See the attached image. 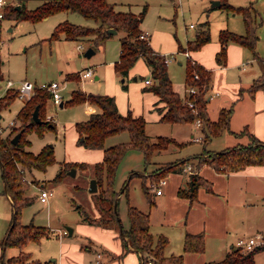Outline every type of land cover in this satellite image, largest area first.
Returning a JSON list of instances; mask_svg holds the SVG:
<instances>
[{
    "label": "trees",
    "instance_id": "trees-1",
    "mask_svg": "<svg viewBox=\"0 0 264 264\" xmlns=\"http://www.w3.org/2000/svg\"><path fill=\"white\" fill-rule=\"evenodd\" d=\"M28 0H16V3L6 6L4 9V18L29 19L36 22L50 15L61 11H71L81 14L85 18L93 19L96 26H84L72 23L68 20L58 22L48 39H59L63 37L67 40H77L90 36L91 42L96 46L105 41L111 34L107 32L109 28L116 31H123L124 35L119 39V57L114 62L115 71L125 78L129 69L135 61L142 57L146 65L150 68L151 84L146 88L158 95L156 106L161 116L160 121L169 124L192 123L198 117L201 121V127L205 130V139L210 136H216L228 129L231 108H222L219 111L218 118L210 120L206 110V91L211 82V71L205 69L202 65L192 63L189 59L185 66L186 85H193L197 92L192 97L197 113L194 114L182 100V97L173 89L171 79L168 75L167 63L164 56L157 53L150 45L148 38H141L142 30L140 24L146 13V6L143 5L138 13L130 10L121 11L114 8V4L108 0H43L33 9H27ZM19 5L17 8L16 6ZM219 8L225 11H235L241 14L245 26V33L238 34L228 29L219 31L218 39L221 44L215 59L218 63L225 60V45L228 42H235L247 47L252 51L253 57L259 62L261 68L260 79L252 84L264 85V62L255 51L257 42L256 35V16L257 11L252 6H233L227 0H220ZM210 34L207 23L199 28L195 33L194 39L189 41L185 47H178L179 51L186 49L195 50L209 41ZM93 47V46H92ZM198 78L194 79L193 75ZM77 77V72L67 74V79ZM2 78L0 70V79ZM122 87L126 88V83L122 82ZM17 98L16 89H8L0 96V112L8 108L12 101ZM50 95L44 89L36 88L33 96L24 101L16 115V119L21 121L20 137L13 144L12 136L5 135L0 137V166L1 177L4 191L12 206L13 224L8 227L5 237L2 240V248L15 246L19 248L17 255L7 258L8 264H53L51 261H39L31 258L29 252L23 248L29 242H39L42 238L49 237V228L46 226H36L32 222L22 224L19 221V214L24 206L33 202L34 196L28 193V177L26 172L33 174L34 169L45 171L46 168L56 162L53 146L45 144L38 152H33L26 147L30 145L27 136L35 131L38 135L54 128L55 124L46 120L47 101ZM89 102L98 106L101 111L93 112L89 118L75 123V130L78 133L77 142L88 149H102V159L95 163L87 162H64L61 164L54 180H60L66 171L69 163L77 164L82 169L91 168L93 176L96 178L99 186L96 192L91 193L94 204L98 209V216L91 217L83 214V219L94 225L105 228H112L118 231L124 245H129L135 251L140 252V261L138 264H146V260L151 258L156 264H166L174 262L182 264V255L164 256L163 249L167 244V237L158 235L156 238L150 232L149 213L144 212L135 206L128 205L127 217L129 220L128 228H122L117 209L118 194L126 189L127 183L118 192L114 188V177L118 164L129 149L141 151L144 165L152 162V157L169 145H182V142L176 141L168 136H156L154 141L149 139L145 130V119L143 116H133L130 112L121 114L116 106L115 99L109 94L87 93L80 89L73 90L70 99L66 102L69 105ZM64 105H67L63 103ZM38 106V115L43 123H36L32 120V111ZM50 124V125H49ZM125 132L128 139L109 146L105 145V140L111 135ZM249 135L250 141L247 144H237L226 147L220 151H212L206 155L197 154L192 157L178 158L170 161L161 167L152 170L149 174L143 175L141 188L149 206L154 204V199L150 196L151 186L147 185L145 179H150V184L156 182L159 178L165 177L169 172H182L183 167L191 158L197 161L191 166L188 173L187 186L179 188L177 194L193 200L196 197L197 188L207 183L196 172L203 164L210 165L217 172L237 171L248 165H264V139L260 140L250 135L247 130H243ZM241 132V133H242ZM82 137V139H81ZM208 152V151H207ZM153 184V183H152ZM12 222V221H11ZM204 235L202 232H186L183 239L184 252H203ZM264 247L257 246L252 250L241 252L240 248L232 249L217 261H207L205 264H255L254 254Z\"/></svg>",
    "mask_w": 264,
    "mask_h": 264
},
{
    "label": "rangeland",
    "instance_id": "rangeland-1",
    "mask_svg": "<svg viewBox=\"0 0 264 264\" xmlns=\"http://www.w3.org/2000/svg\"><path fill=\"white\" fill-rule=\"evenodd\" d=\"M7 1V6L16 3V0ZM42 1L43 0H28L26 2V7L27 9H33ZM179 1L180 2L174 0L175 4H168L164 3L167 2V0H132L131 9L141 10L142 5L145 3L147 10L141 25H143L145 30L147 29L148 32L151 33V40L154 37L155 39L157 38V40H161L162 35L159 30L169 28L168 32L171 38L177 45L180 44L182 47H185L189 41L193 40L197 30L202 28L204 23H207L210 39L204 43L205 47L203 44L200 48L195 50H189L187 47L184 49L189 50V54L193 53V55H196V52L199 51V54L207 64L209 62L215 63L214 47L217 43L219 44V48L216 51H219L221 47L218 39L220 30L228 29L238 34L245 33L242 16L238 12L233 14V11L221 9L210 10L211 0ZM228 2L235 6H249L250 3H252L258 11H264V0H229ZM167 4L170 10L169 14L168 9L165 8ZM115 6L118 9L124 8L123 5L119 3H116ZM261 15L262 18H264V14H257L256 16V26H258ZM62 20H68L72 23L84 26H95L97 24L93 19L85 18L81 14L71 11H61L36 22H32L29 19L13 18H3L1 20L0 40H2V44H0V70L2 78L0 79V96L3 94L7 79L12 80L14 83L26 79L36 84L48 82L50 80H65V87L62 90L63 103L65 104H67L66 102L70 99L72 91L76 89H80L87 93L106 94L101 92V83L103 79L106 78L107 68L111 66L110 61L115 62L119 57V39L124 35V32L116 31L106 38L102 44L96 46L91 42L90 36L77 39L74 41L75 43L66 42L64 39H48L55 25ZM190 24H192L193 27H190ZM261 42L264 43V41ZM165 43L164 41L163 44ZM77 44H82L83 49H76L75 46ZM88 47L94 48L96 52L90 57H85L83 53ZM171 53L173 58L167 63L168 70L172 75L170 79L177 82H173L174 89L182 92L186 85L185 66L188 59L179 52L178 49L172 52L171 50L166 52L168 55ZM190 57L197 62L191 54ZM86 67H90L93 70V74L90 77L80 78L77 73V77L65 79L67 74H75ZM207 69L210 70L208 67ZM95 75H98L99 79H95ZM213 75L211 71V76ZM219 94L222 96V92ZM23 103V99L15 98L8 108L0 112L1 124H7L11 119H14V125L6 130L5 135L13 134L14 136L19 132L18 129H20L22 123L20 120L16 119V115ZM83 108V103L74 105L67 104L60 107L59 105L53 104L52 100L49 98L44 118L53 122L55 127L44 131L43 135H38L35 131H32L27 136V139L30 140V145L26 147L27 149L38 152L42 145L51 144L56 159V162L49 165L45 171L34 169L32 170L33 174H30L29 171L25 173L29 180L28 193L33 195L34 199L31 204L24 206L19 214V221L22 224L32 222L36 226H46L49 228V238H42L39 243L29 242L23 248V250L29 252L33 258L42 262L54 257L57 259V262H59L61 239L68 243L72 242L77 244L79 250L80 246L83 244L81 248L82 258L80 257L78 261L79 264H91L90 260H93L95 250H102L99 244L100 241H110V247L120 242L118 231L114 229H101L98 225L89 224L83 219L84 213L91 217H95L96 214L99 213L94 204L92 195L88 191L90 178H95L92 177L93 171L91 168L82 169L77 164L69 163L66 166L63 177L57 181L53 179L59 170L60 161L78 160L89 162V160L94 157L92 151L78 144L77 135L75 137V130L73 129V125L76 122L88 119L91 114L90 112L88 113L89 115L86 116ZM228 108H231L232 112L231 104L227 109ZM145 127L146 133L151 141H154L156 136L160 135L173 137L176 141L182 142L183 144L169 145L167 149L162 150L160 153H156L152 157V162L147 165H144L141 151L129 149L118 164L114 177V188L119 192L127 183L126 189L119 193L117 201V209L122 228H128L129 220L127 217V207L128 205H132L144 212L150 213V210L152 211L151 231L157 233L159 228L164 229V227H162V223L164 222L162 210L160 207H158V209L149 207L147 198L141 188L143 175L149 174L152 170L170 161L181 157L186 158L196 155L195 153L201 152L203 144L191 139V134L199 136L200 131V129L195 126L194 122L177 124L149 123ZM217 136L218 135H216V137ZM204 139L205 137L202 138L201 141L204 142ZM214 140L217 141L220 139L217 137ZM105 142L107 143V141ZM205 146L210 147L211 145L209 146V144H206ZM200 154L204 155L206 153L201 152ZM72 169L75 170V174H68L67 172ZM165 178L168 180L169 176H165ZM150 179L151 178L145 179V182L149 186L155 183L152 182L150 184ZM170 180H173V177H171ZM40 186L51 189L53 192L47 202H41L36 195ZM98 186L99 184L97 182V187ZM165 189L166 186L163 187V191ZM150 196L158 200L157 196H153L152 194ZM12 214L11 203L4 191L0 166V264H8L7 258L19 253V248L15 246H7L5 249L2 248V240L11 224ZM67 227L73 229L72 234L69 235L67 232L61 235V237H58V234H61ZM93 230L98 233L94 234L92 232ZM239 232L241 231H238V233ZM258 232L264 235V221L261 225V230ZM258 232H253V234H238L237 236L250 237ZM89 238L95 242L93 245L90 244ZM237 238L233 235L231 237H226L222 245L218 244L214 238L206 239L202 258L208 261H217L221 259L225 250L231 245L229 242L235 245V239ZM84 245H90V247H92V252L86 251L83 247ZM223 247L228 248L224 249ZM240 250L242 253L245 252L242 248H240ZM75 251L77 250L75 249ZM181 254L183 255V253H174L173 255ZM125 255L124 261L126 263L124 264H134L137 260L135 252L128 251ZM170 255L172 254L170 253ZM254 261L255 264H264V248L254 254ZM27 263L28 262H24V264Z\"/></svg>",
    "mask_w": 264,
    "mask_h": 264
},
{
    "label": "crops",
    "instance_id": "crops-1",
    "mask_svg": "<svg viewBox=\"0 0 264 264\" xmlns=\"http://www.w3.org/2000/svg\"><path fill=\"white\" fill-rule=\"evenodd\" d=\"M108 1L114 4V8L117 10H130L134 13L141 11L138 9H131L132 0ZM178 2L180 1L178 0ZM116 3L122 4L124 8H116ZM164 3L175 4L174 0H167V2ZM168 4L165 6V8L168 9L169 14L170 10ZM143 5L146 6L145 3ZM250 6H252L257 11V14H264V11H258L252 5V3H250ZM209 9L212 10L220 8L219 6L211 4ZM235 13L236 12L234 11L233 14ZM141 24L140 28L142 33L147 34L151 47L157 53L166 54L168 50H171L172 52L175 49H179L178 47L180 44L177 45V43L171 38V35L168 32L169 28L159 30L162 35L161 40H157L155 37L151 40V33H149L147 29L145 30ZM256 35L257 42L255 44V51L264 62V43L261 42L264 41V18H262V15L258 22V26H256ZM62 39H64L66 42L75 43V40H67L63 37H60L58 40ZM164 41L166 42L165 44H163ZM218 48L219 44L217 43L214 47V58L218 52L216 51ZM225 51L226 55L224 62L218 63L215 59V63L209 62L208 64L205 63L202 56L199 54V51L196 52V55L190 53L192 57L196 59L197 64L202 65L205 69H207V67L210 68V71H212L214 74L211 76V82L209 88L206 91V110L210 120L214 121L218 118L220 108H227L230 104L232 105L228 129L217 136L220 140L215 141L214 139L217 137L210 136L205 142L197 141L203 144L201 152H205L206 154L212 151H220L226 147L237 144L249 143L250 137L247 133L242 132L244 129L247 130L250 135H253L260 140L264 139V85H254V87H251L252 84L256 82V80L260 79L262 73L259 62L255 59V57H253L252 51L250 49L235 42L226 43ZM95 52L96 51L94 49V53ZM178 63L181 64L180 62ZM110 64L111 66L107 68L106 78H102L103 82L101 83V92L114 97L118 111L121 114L130 112L133 116H143L146 121L145 126H147L149 123H164L160 121L161 114L156 108V106L162 105L161 102L158 103V95L153 91L146 89L151 83H145V79L149 78L151 80V77L150 68L146 65L144 59L139 57L129 69L128 75L125 78H122L120 75H118V73L116 74V71L114 70V62L110 61ZM169 74L170 71L168 70V75ZM171 76L172 75L170 74L169 77ZM65 79L67 80L66 77ZM95 79H99V76L95 75ZM123 81L126 83V88H123L121 85ZM171 82L172 87L173 82L177 83L173 80H171ZM174 90L182 98L187 95L186 85L184 91L182 92H179L177 89ZM220 92H222V96H220ZM63 106L65 105L63 104L62 107ZM83 106L84 114L86 116H88V113L90 112L93 113L101 111L98 106L89 102H83ZM196 127L200 129L199 136L204 138L205 130H203L201 126ZM196 127L194 128L197 129ZM73 129L75 130V124L73 125ZM76 135L78 139V133L75 130V137ZM190 136L192 139V136L194 135L191 134ZM126 138L128 139V134L125 132L111 135L106 138L105 141H107V143L105 142V145L109 146L121 141H125L127 140ZM206 144L211 146L206 147ZM89 150L94 153V157L93 159H90L89 162H85L92 164L102 159V149ZM201 152H197L195 154L197 155ZM196 161V158H191L186 163H189L192 166ZM60 162L61 167V164L64 162L82 161L62 160ZM196 172L200 177L208 182L210 190L207 188V183L200 185L197 188L196 197L193 200H190L187 197L179 196L177 194L179 188H184L187 186V176L189 172L185 170L182 172H169L166 175L167 177L169 176V178L166 180V184L164 185L166 186V189L163 191L162 188L161 194L155 195L150 191L153 196H157L158 200L153 198L154 204L149 207H154L155 209L160 207L164 221L162 223V227H164V229L159 228L157 233H153L151 231L152 211L150 210V213L148 212L150 218V232L155 238L158 235L166 236L167 244L163 249L164 256H168L170 253L172 255L174 253H183V255L181 254L182 264H205L208 261L202 258V252L183 251V239L186 232H202L204 235V242L208 238H214L218 244L222 245L224 244L226 237H231L233 235L237 238L238 234H253V232L255 233L260 231L261 225L264 221V165H248L237 171L217 172L210 165L203 164L199 169H197ZM171 177H173V180H170ZM98 214L99 213H97L96 216H98ZM99 227L104 230L112 229L101 226ZM238 231L241 232L238 233ZM92 232L94 234L98 233L95 230ZM64 234L66 233L58 234V237H61V235ZM89 241L91 245L95 243L94 241L90 240V238ZM119 241L120 242L118 244H113L112 247L109 245L111 244L110 241H100L99 244L102 247V250H95V255L93 260H90V263L92 264L96 259L97 253H101V264H124L126 263L124 261V257L126 256L125 254L129 251L136 253L137 260L134 264H138L140 261V252L135 251L129 245H124V242L121 238ZM229 243L231 244L229 248L223 247L224 249L228 248L225 250L224 255L226 252L237 248L233 243ZM82 245L80 246L79 250L77 248V244L72 242L68 243L61 239L60 256L58 258L59 262H57L55 257L44 261H51L53 264H79L78 261L80 260V257L82 258ZM83 247L86 249V251L92 252V247H90V245H84ZM75 249L77 251H75ZM31 258L33 257L31 256ZM166 264L176 263L167 262Z\"/></svg>",
    "mask_w": 264,
    "mask_h": 264
},
{
    "label": "built area",
    "instance_id": "built-area-1",
    "mask_svg": "<svg viewBox=\"0 0 264 264\" xmlns=\"http://www.w3.org/2000/svg\"><path fill=\"white\" fill-rule=\"evenodd\" d=\"M8 1L7 0H0V22L4 18V9L7 6ZM190 27H193L192 24L189 25ZM141 38H148L146 33H141L140 34ZM0 44H2V40H0ZM76 49L81 50L83 49L82 44H77ZM183 55L187 57L192 63H195L194 60L191 59L189 51L188 50H180ZM164 56V61L168 63L172 58L173 55L171 54H162ZM80 78H86L90 77L93 74V70L90 67L83 68L78 72ZM194 79L198 78L197 74L193 75ZM145 83L150 84L151 80L149 78L145 79ZM65 87V81H57V80H50L48 82H43V83H32L26 79L20 80L17 83H14L12 80L7 79L3 94L8 90V89H16L17 90V98L23 99L24 101L30 99L36 88L39 89H44L46 90L49 95L50 99L52 100L53 104L59 105V103L62 101V90ZM186 92L187 95L182 98L183 103L190 108V110L196 114L197 113V107L196 104L193 100V96L196 94L197 89L193 85H187L186 86ZM2 94V95H3ZM1 119V115H0ZM194 123L196 126H201V121L198 117L195 118ZM12 125H14V119H11L7 124H1L0 123V137L5 136L6 130L10 128ZM192 140L194 141H201L202 138L200 136H192ZM183 170L190 172L191 171V165L189 163H185ZM166 184V178L161 177L159 178L155 183L151 185L150 191L155 194H161L162 193V188ZM52 190L47 189L44 186H40L38 188L37 192V197L41 202H47L48 198L52 195ZM62 233H67V230H63ZM235 245L238 248H242L245 251L252 250L253 248L257 246L264 247V235L261 232L256 233L253 236L250 237H245V236H240L236 239ZM101 253H97L96 259L93 261L92 264H101ZM146 264H156L155 261L151 258H148L146 260Z\"/></svg>",
    "mask_w": 264,
    "mask_h": 264
},
{
    "label": "water",
    "instance_id": "water-1",
    "mask_svg": "<svg viewBox=\"0 0 264 264\" xmlns=\"http://www.w3.org/2000/svg\"><path fill=\"white\" fill-rule=\"evenodd\" d=\"M211 4H212V5H215V6H219V5H220V1H219V0H211ZM16 7L18 8L19 5H17ZM107 32L110 33V34H114V33L116 32V30H115L114 28H109V29L107 30ZM92 54H94V49L91 48V47L86 48L85 51H84V53H83V55H84L85 57H90ZM62 105H63V103H62V101H61V102L59 103V106L62 107ZM31 116H32V120H33L34 122H36V123H43V122H45V120H42V119L39 117V115H38V106H37V105L34 107ZM49 125H50V124H49ZM20 134H21V131L17 132V133L12 137L11 142H12L13 144H15V143L18 141V139H19V137H20ZM81 139H82V137H81ZM67 173H68V174H72V175H74V174H75V170L72 169V170L68 171ZM97 189H98V188H97V180H96V178H90V180H89V185H88V191H89L90 193H94V192L97 191ZM13 221H14V220L12 219L11 225L13 224ZM66 230H67L68 234H71L72 229H71L70 227H67Z\"/></svg>",
    "mask_w": 264,
    "mask_h": 264
}]
</instances>
